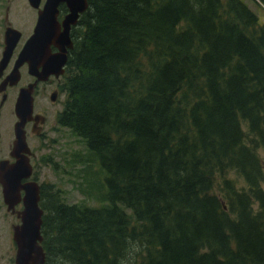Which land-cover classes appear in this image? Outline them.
Here are the masks:
<instances>
[{
	"label": "trees",
	"instance_id": "16d2710c",
	"mask_svg": "<svg viewBox=\"0 0 264 264\" xmlns=\"http://www.w3.org/2000/svg\"><path fill=\"white\" fill-rule=\"evenodd\" d=\"M86 2L56 124L107 204L45 198L47 264H264V24L241 0Z\"/></svg>",
	"mask_w": 264,
	"mask_h": 264
},
{
	"label": "flooded vegetation",
	"instance_id": "af4514ba",
	"mask_svg": "<svg viewBox=\"0 0 264 264\" xmlns=\"http://www.w3.org/2000/svg\"><path fill=\"white\" fill-rule=\"evenodd\" d=\"M25 2L31 11L30 22L14 26L8 16L10 0H0V176L12 179L6 190L0 183V264H16L14 230L21 226L24 197L32 192V188H37V207L41 210L39 246L44 254L43 264H47L42 247V217L45 198L48 209H51L53 202V185L49 183V178L53 166L51 148L55 142L54 125L69 130L56 124V116L61 112L67 97L64 84L69 74V57L79 35L80 19L84 13L78 14L75 24L70 25L67 33H64L62 23L69 14V9L64 3H58L53 16L56 29L50 36L48 31H35L46 0H39L33 8L28 5L27 0ZM48 15L49 13L44 20L48 19ZM7 29L14 30V33L8 34L7 42L8 45L13 43V46L5 54ZM32 36L31 53L17 64L22 50ZM67 38L71 47L65 45ZM14 70L17 71L15 82L11 79ZM22 95L30 99L31 112L29 119L18 131L24 144L19 141V150H14L18 123L14 107ZM18 161L23 163L26 171L20 172L19 180L14 182L17 177L15 165Z\"/></svg>",
	"mask_w": 264,
	"mask_h": 264
},
{
	"label": "rangeland",
	"instance_id": "374dc122",
	"mask_svg": "<svg viewBox=\"0 0 264 264\" xmlns=\"http://www.w3.org/2000/svg\"><path fill=\"white\" fill-rule=\"evenodd\" d=\"M4 1V0H2ZM257 16L259 23L264 24V9L259 8L252 0H241ZM9 18L14 26L28 24L32 17L25 0H10ZM58 109L57 107L55 108ZM54 132V144L51 148L53 157L52 173L49 183L68 204H78L89 208L105 206L103 200V173L85 151L82 142L67 129L58 128ZM264 191V181L261 184ZM128 212V211H126Z\"/></svg>",
	"mask_w": 264,
	"mask_h": 264
},
{
	"label": "water",
	"instance_id": "95a60500",
	"mask_svg": "<svg viewBox=\"0 0 264 264\" xmlns=\"http://www.w3.org/2000/svg\"><path fill=\"white\" fill-rule=\"evenodd\" d=\"M38 1L39 0H27V3L30 7L33 8L36 6ZM60 2L64 3L69 9V14L65 17L62 23L64 33H67L68 27L70 25L75 24L78 14L85 12V10L87 9L86 0H46L44 9L38 18V27L35 28V31H48V35L50 36L54 34L56 26L53 20V16L55 14V7ZM47 13H49L48 19L44 20V17L47 15ZM13 31L14 30L12 29H7V33L5 34V54H8L13 46V43L10 45H8L7 43L9 37L8 34L14 33ZM32 39L33 36L22 50L17 64H19L20 60L31 53L30 47ZM65 45L67 47H71L68 38L66 39ZM15 67H17V65ZM29 69L32 70L33 68ZM14 71V74L11 75V79H13V82L17 80V71ZM14 112L16 117L18 118V123L16 124L15 129L16 142L14 143V150H19V146L17 143L20 141V143L24 144V142L23 140H21V134L18 136V131L22 124L30 117V99L26 98L24 95L19 97L16 101ZM24 168L25 167L23 166V163H20V161L16 163L15 169L17 177L15 176L16 178L14 182H17L19 180L20 172L22 173V171H26ZM0 183L3 186V189L6 190L8 188V185L12 183V179L8 178L7 176H0ZM37 201V188H32V192H28L24 197V210L21 217V226L18 229L14 230L13 237L14 242L17 245V251L15 255L16 264H43L44 254L41 250V247L39 246V243L41 242V236L39 232L41 223V210H39L37 207Z\"/></svg>",
	"mask_w": 264,
	"mask_h": 264
}]
</instances>
